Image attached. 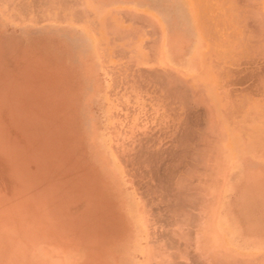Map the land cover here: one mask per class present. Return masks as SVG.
<instances>
[{
  "label": "crops",
  "instance_id": "crops-1",
  "mask_svg": "<svg viewBox=\"0 0 264 264\" xmlns=\"http://www.w3.org/2000/svg\"><path fill=\"white\" fill-rule=\"evenodd\" d=\"M263 16L264 0H0L3 67L33 84L78 69V239L106 245L78 256L115 264L117 239L123 264H264Z\"/></svg>",
  "mask_w": 264,
  "mask_h": 264
},
{
  "label": "rangeland",
  "instance_id": "rangeland-1",
  "mask_svg": "<svg viewBox=\"0 0 264 264\" xmlns=\"http://www.w3.org/2000/svg\"><path fill=\"white\" fill-rule=\"evenodd\" d=\"M0 60V264H97V238L78 239V69L33 84ZM15 64V63H14ZM74 72V70H72ZM85 241V240H84ZM115 264H123L121 240Z\"/></svg>",
  "mask_w": 264,
  "mask_h": 264
},
{
  "label": "bare ground",
  "instance_id": "bare-ground-1",
  "mask_svg": "<svg viewBox=\"0 0 264 264\" xmlns=\"http://www.w3.org/2000/svg\"><path fill=\"white\" fill-rule=\"evenodd\" d=\"M47 2H45V4H46ZM247 16V15H246ZM252 16H253V14H252ZM251 16V17H252ZM250 17V16H249ZM249 17H248V19H249ZM264 17V16H263ZM254 18H256V16H254ZM257 18H259V17H257ZM264 19V18H263ZM261 23V22H260ZM262 24V23H261ZM260 24V25H261ZM248 26V25H247ZM254 26V25H253ZM252 26V27H253ZM249 27H251L250 25H249ZM254 40V39H253ZM252 40V41H253ZM250 49V48H249ZM262 51V50H261ZM256 54V53H255ZM263 58V57H262ZM254 64V63H253ZM158 74V73H157ZM166 75V74H165ZM159 76V75H158ZM150 77V76H149ZM156 77V76H155ZM161 77V76H160ZM164 77V76H163ZM143 78V77H142ZM146 78H147V76H146ZM159 78V77H158ZM168 78V77H167ZM149 79H147V81H148ZM151 80V79H150ZM172 80H174V79H172ZM157 81V80H156ZM177 81V80H176ZM143 82V81H142ZM149 82V81H148ZM166 82V81H165ZM175 82V81H174ZM164 83V82H163ZM177 83V82H176ZM168 84V83H167ZM170 84V83H169ZM163 86V85H162ZM178 86V85H177ZM182 87V86H181ZM186 87V86H185ZM180 88V87H179ZM182 89V88H181ZM159 90V89H158ZM164 91H165V89H163ZM168 91V90H167ZM167 91H166V93H167ZM176 91H177V89H176ZM179 91V90H178ZM186 91V90H185ZM170 93H171V91H169ZM188 92V91H187ZM187 92H186V94H187ZM168 94V93H167ZM191 100V99H190ZM188 101H189V99H188ZM197 102V101H196ZM186 103H188V102H186ZM185 103V104H186ZM199 103V102H198ZM183 104V103H182ZM184 104V105H185ZM196 104V103H195ZM187 105V104H186ZM201 106V105H200ZM196 107V106H195ZM199 109V108H198ZM206 115V114H205ZM207 116V115H206ZM210 117V116H209ZM182 119V118H181ZM183 124V123H182ZM182 124H180V125H182ZM179 127V126H178ZM175 128V127H174ZM205 130V129H204ZM186 131V130H185ZM179 132V131H178ZM177 132V133H178ZM203 132V131H202ZM205 132V131H204ZM185 133V132H184ZM207 133V132H206ZM178 136V135H177ZM181 137V136H180ZM209 137V136H208ZM172 139H173V137H172ZM186 139V138H185ZM171 140V139H170ZM193 140V139H192ZM201 140V139H200ZM175 141V140H174ZM177 141H178V139H177ZM185 141V140H184ZM179 143V142H178ZM193 143V142H192ZM182 144H184V143H182ZM166 146V145H165ZM185 146V145H184ZM176 147V146H175ZM174 147V149H177V148H175ZM190 147V146H189ZM193 147V146H192ZM164 149V148H163ZM180 149H182V147L180 148ZM203 149V148H202ZM172 150V149H171ZM170 150V151H171ZM178 150V149H177ZM176 150V151H177ZM190 150V149H189ZM162 151V150H161ZM169 151V150H168ZM203 151V150H202ZM157 152V151H156ZM142 153V152H141ZM140 153V155H142ZM193 153V152H192ZM147 154V153H146ZM150 154V153H149ZM153 154V153H152ZM157 153H155V155H156ZM166 154V153H165ZM170 154V153H169ZM143 155H144V153H143ZM142 155V156H143ZM175 155V154H174ZM177 155V154H176ZM198 155V154H197ZM154 156V155H153ZM187 156V155H186ZM144 157V156H143ZM148 157V156H147ZM151 157H152V155H151ZM158 157V156H157ZM166 159V158H165ZM183 159V158H182ZM152 161V160H151ZM174 161V160H173ZM180 161V160H179ZM167 163V162H166ZM152 164H153V162H152ZM179 164V163H178ZM156 165H157V163H156ZM149 166V165H148ZM202 166V165H201ZM176 168V167H175ZM143 169V168H142ZM151 169V168H150ZM166 169V168H165ZM204 169V168H203ZM173 170V169H172ZM150 171V170H149ZM184 171V170H183ZM198 171V170H197ZM143 172V171H142ZM162 172V171H161ZM186 172V171H185ZM166 173V172H165ZM176 174V173H175ZM188 174V173H187ZM194 175V174H193ZM171 176V175H170ZM182 176V175H181ZM162 177V176H161ZM164 177V176H163ZM160 179V178H159ZM173 179V178H172ZM178 179H181V178H178ZM155 181V180H154ZM165 181V180H164ZM176 181V180H175ZM177 182V181H176ZM154 183V182H153ZM176 184H178L179 185V183H175L174 185L176 186ZM152 186V185H151ZM160 186V185H159ZM186 186H188V185H186ZM169 187V186H168ZM168 187H166V188H168ZM181 187V186H180ZM165 188V187H164ZM176 188V187H175ZM154 189V188H153ZM161 189H163L162 187H161ZM168 189H170V188H168ZM172 189V188H171ZM180 189H182V188H180ZM199 189V188H198ZM164 190V189H163ZM173 190V189H172ZM155 191V190H154ZM165 191V190H164ZM178 191V190H177ZM189 191V190H188ZM155 193V192H154ZM169 193H171V192H169ZM168 193V194H169ZM176 192H174V194H175ZM178 194H180L179 192H177ZM183 193V192H182ZM190 193V192H189ZM194 193V192H193ZM178 194H175V195H178ZM187 194V193H186ZM182 195V194H181ZM159 196H161V194L159 195ZM163 196V195H162ZM171 196H172V194H171ZM165 197H167V196H165ZM173 197V196H172ZM182 197V196H181ZM171 198V197H170ZM174 198V197H173ZM177 198H179L180 199V195H179V197H177ZM193 198V197H192ZM185 199V198H184ZM155 200V199H154ZM161 201H162V199H161ZM164 202V201H163ZM166 202H167V200H166ZM181 202V201H180ZM168 203H170V201H168ZM168 205V204H167ZM170 205V204H169ZM171 205H172V203H171ZM187 206V205H186ZM169 208V207H168ZM188 208V207H187ZM172 209V208H171ZM187 210V209H186ZM189 210V209H188ZM191 211V210H190ZM182 218V217H181ZM190 220V219H189ZM171 221V220H170ZM164 223V222H163ZM186 223V222H185ZM190 224V223H189ZM170 225V224H169ZM172 225V224H171ZM183 230V229H182ZM187 230V229H186ZM184 231V230H183ZM187 231H189V230H187ZM186 231V232H187ZM166 233V232H165ZM177 233V232H176ZM159 234V233H158ZM161 234V233H160ZM186 239V238H185ZM166 240H167V238H166ZM161 241V240H160ZM169 241V240H168ZM170 243V242H169ZM164 244V243H163ZM171 247V246H170ZM173 248V247H172ZM174 248H175V246H174ZM196 264V263H195Z\"/></svg>",
  "mask_w": 264,
  "mask_h": 264
}]
</instances>
